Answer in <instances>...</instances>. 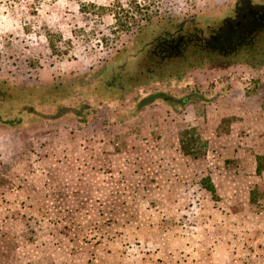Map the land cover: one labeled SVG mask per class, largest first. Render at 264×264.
Segmentation results:
<instances>
[{"label":"rangeland","instance_id":"rangeland-1","mask_svg":"<svg viewBox=\"0 0 264 264\" xmlns=\"http://www.w3.org/2000/svg\"><path fill=\"white\" fill-rule=\"evenodd\" d=\"M242 5L264 0H0V101L86 118L0 116V264H264V33L231 66L106 86L136 36L140 48L189 20L245 21Z\"/></svg>","mask_w":264,"mask_h":264},{"label":"trees","instance_id":"trees-1","mask_svg":"<svg viewBox=\"0 0 264 264\" xmlns=\"http://www.w3.org/2000/svg\"><path fill=\"white\" fill-rule=\"evenodd\" d=\"M250 16H246L245 21H234L232 18H227L220 22V25H205L189 20L179 26L176 31L165 35H154V31L150 34L145 46H137L139 37L134 40L135 47L131 50H122L119 63L111 71L109 81L106 86L108 90L115 93L126 95L133 89L144 88L148 85L157 84L160 82H170L174 79H182L187 73L204 65V60H207L213 65L231 66L232 62L227 57L236 54L239 47L252 48V45L257 41L260 33H264V9H254L248 5ZM240 9L241 6L239 7ZM259 10V11H258ZM140 11V10H139ZM126 19L127 27L128 20ZM247 19V20H246ZM148 20V19H146ZM253 28L246 38L241 37V32L246 26ZM214 27V28H213ZM257 32V33H256ZM141 34V31L139 32ZM193 53L195 57H190L188 54ZM148 59L151 62L150 68L144 70L142 68L143 61ZM192 61V62H190ZM194 63V64H193ZM169 69L163 74L158 73L161 69ZM172 73H178L172 75ZM174 78V79H173ZM9 89V88H8ZM7 89V90H8ZM2 92H5L3 89ZM198 95V94H196ZM167 94L157 93L150 95L147 99H143L137 106L138 112L144 111L148 106L162 101L161 98H166ZM201 97V96H200ZM200 97L198 98L200 100ZM154 101V102H153ZM151 103V104H149ZM149 104V105H144ZM178 107H185L184 101L178 102ZM47 107L54 108V113L42 112L41 109ZM84 110L85 107H84ZM69 114H74L79 124H85L86 118L80 116L77 108H67L63 104L52 105L49 102L21 104L6 103L0 101V116H6L10 123H13V116L21 115L26 117H36L47 122L59 120ZM182 150L186 156L198 157V141L190 139L186 136L182 140ZM264 172V155L257 156L256 173L260 176ZM204 188L209 191L214 198H217V192L210 180L204 182Z\"/></svg>","mask_w":264,"mask_h":264}]
</instances>
